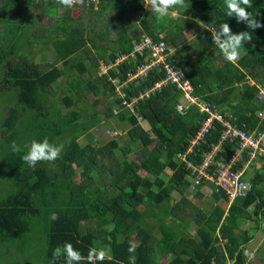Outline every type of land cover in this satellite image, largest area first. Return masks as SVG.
I'll return each instance as SVG.
<instances>
[{"label":"trees","instance_id":"16d2710c","mask_svg":"<svg viewBox=\"0 0 264 264\" xmlns=\"http://www.w3.org/2000/svg\"><path fill=\"white\" fill-rule=\"evenodd\" d=\"M45 4L55 13L62 8V14L51 17L52 23L38 25L33 15L40 9L37 3H0V31L8 39V46L0 40V95L7 93L6 100H12L5 112V101L0 107V126L2 141L17 143L8 152L0 150L6 160L5 164L0 160V242H17V254L27 251L34 264H142L143 258L149 264L153 243L161 249L171 243L166 237L156 240L148 224L155 212L170 214L167 205L173 194L192 186L195 173L189 162L202 160L224 126L215 120L205 140L190 147L209 112L183 102L173 85H163L130 107L132 97L162 79L165 70L150 69L128 79L149 55L129 53L145 33L166 41L174 49L167 59L183 69L198 100L237 127L261 132L263 146L264 99L257 96L260 87L264 91V0H79L73 7L68 0H46ZM28 22L34 23L36 33L26 40L23 28ZM27 42L42 47L40 51L51 45L60 65L52 63L45 69L33 62ZM23 46L27 55H17ZM121 54L128 57L103 72ZM15 55L18 58L12 61ZM59 80L62 86L55 89ZM120 82L123 95L116 88ZM90 93L95 99L88 102ZM100 96L106 99L102 111L95 107ZM61 105L71 109L62 114ZM111 115L116 123L101 130H119L122 143L118 136L101 143L91 130L100 129L107 122L105 116ZM117 123L120 129H115ZM67 134L71 138L61 150L57 139ZM82 135L86 140L78 141ZM237 146V139L224 142L198 188L226 197L215 191L207 174H214L217 162L228 163ZM260 158L264 157L250 160L245 178L247 168ZM247 160L231 167L239 168ZM139 169L147 175L139 174ZM260 178L264 170L255 173L252 189L241 202L235 200L241 210L226 217L227 223L219 227L222 235L230 219L240 218L252 204L264 206V189L256 186ZM199 224L205 238L215 231L219 217L206 222L211 231ZM36 232H43L42 239L25 246L30 233ZM142 232L147 236L139 235ZM133 233L140 239L137 245L127 238ZM105 235L111 242L106 243L111 260L99 250ZM172 243L175 247L177 241ZM242 252L236 254L235 264H243ZM186 253V264H211L218 248L209 239Z\"/></svg>","mask_w":264,"mask_h":264},{"label":"crops","instance_id":"0c3cea01","mask_svg":"<svg viewBox=\"0 0 264 264\" xmlns=\"http://www.w3.org/2000/svg\"><path fill=\"white\" fill-rule=\"evenodd\" d=\"M261 156L264 157V155ZM263 163L264 158L256 160L254 164L246 170L245 176L247 179L251 180L255 177L256 172L260 173L263 171L264 169L261 167ZM256 180H258V182ZM256 180V186L264 189V178ZM198 186L199 185H190L184 189L183 194H173L167 205L170 211V214L168 212L166 213L167 216L164 217L161 215V217L159 214H156V212L154 213V217H152L151 222L148 224L152 235L156 240L160 237H166L169 243H171V246L166 247V249H161L159 243H153L152 256L148 263L186 264V252L194 249L196 243H201L204 240L210 239L214 247L218 248V253L223 250L222 253L224 254L223 259L220 253H217V259H215L216 256L214 255L211 264H235L236 254L240 249L243 251L241 254L243 257V264H264V206L259 207L256 206V204H252L245 210V213L242 214L240 218L237 219V216L234 221L230 219L222 235L221 233L223 230L221 232L219 231L220 225L222 223H227V216L232 218L233 213L241 210L237 204H234L236 201L241 202V199L229 202L224 196L217 195L204 188H198ZM233 205L235 206L233 207ZM163 207L160 208L162 211H164ZM230 209L231 213L229 212ZM218 217L219 224L215 231L203 238L200 233L201 226L199 223H202L203 226L205 225L207 227L208 231H211L206 225V222H212L213 219ZM111 228L112 225L108 229L111 230ZM136 234L137 233H133L135 237H127L128 240L135 243V245L140 241ZM139 235L147 236V232H142ZM246 236H249L247 241L244 240ZM105 237L104 243L100 245L99 250L105 255L106 259L111 260V252L106 246V243L110 244L111 242L108 236L105 235ZM174 239L177 241V244L175 247H172V241ZM237 244L238 246L236 248ZM230 253L232 255H229ZM145 263L147 264V260L143 258L142 264Z\"/></svg>","mask_w":264,"mask_h":264},{"label":"built area","instance_id":"2783aa9c","mask_svg":"<svg viewBox=\"0 0 264 264\" xmlns=\"http://www.w3.org/2000/svg\"><path fill=\"white\" fill-rule=\"evenodd\" d=\"M96 1V0H94ZM73 0L71 1V3ZM162 35H160V38ZM145 52H148L149 55L146 57V60L136 66L135 72H130L127 76L128 79H133L138 76L146 75L150 69L160 71V69L165 70V76L157 80L152 87L148 90L142 92L140 91L137 95L132 97V100L128 105L132 107V104L137 102L139 99L147 97L150 93H153L156 89H159L163 85H173L178 89L184 90V95L187 98H190L193 102L192 104L198 106L201 111L209 112L208 116L203 120L200 127L197 129L194 136L190 140V147L193 149L197 148L201 142L206 138V134L214 127L215 120L218 121L222 126L220 130V138L217 143L211 144L210 148L205 150L202 153V160L197 163L189 162L190 166L195 173V177L192 179L194 184H198L201 179L200 177L206 175V171L210 169L212 165L215 164V159L220 156L222 152V146L226 141L238 140V146L235 149L234 154L228 161V163L223 164L217 162L218 167L214 169V174L208 173L207 179L214 182V189L218 193H222L226 198H233L230 196L237 195L239 198H243L248 191L252 189V183L247 178H242L244 170L247 164L255 158L257 155H264V148L261 145L263 134L257 130L246 131L244 128L237 127L235 124H232L226 120L221 114L211 111L207 104H204L200 100H196L191 96V84L189 79L186 77L183 69L179 68L174 60H168L167 57L171 56L170 54L174 52V49L171 48L166 41L160 39L155 41L152 36L145 33L143 34L141 40L138 43H135L132 51L129 53L130 56H134L135 53L143 55ZM128 57L126 54H121L119 58L115 61H110L104 68L103 72L106 71L109 67L115 66L123 59ZM123 83L117 84L118 93L120 92V87ZM123 95V94H122ZM259 100L264 99V92H259ZM257 96V97H258ZM180 112L183 111L181 104L178 105ZM210 110V111H209ZM257 114L262 115L263 112L259 111ZM111 133L113 136L119 135V130H108V134ZM188 151H193L192 148H189ZM184 156V155H183ZM248 159L246 163L242 164L239 169H233L231 166L237 162H240L241 159ZM222 191V192H221Z\"/></svg>","mask_w":264,"mask_h":264},{"label":"rangeland","instance_id":"374dc122","mask_svg":"<svg viewBox=\"0 0 264 264\" xmlns=\"http://www.w3.org/2000/svg\"><path fill=\"white\" fill-rule=\"evenodd\" d=\"M17 1H19V3H21L24 0H17ZM2 2H4V0H0V3H2ZM31 2L35 3V4L37 3L36 6L38 8H40V9H38L39 11H35V13L33 14L38 25H39V22L41 24L52 23L53 19L51 17L55 18L56 17V13H58V12H59L58 15L62 14V8H57L58 10L55 13L54 11H51L52 10L51 8L46 7V4H45L46 0H43V2H44L43 7H40V0H31ZM73 6L74 5H71V7H73ZM51 12H52V14H51ZM53 13H55V14H53ZM13 19L15 20V18H13ZM2 28H4L3 25H2ZM23 31H24L23 33H24V35L26 37V40H28V38L30 39L29 34L31 35L32 33H36V29L34 28V23L33 22H28L24 26ZM161 35L163 36V34H161ZM0 40L3 41L4 46H8V44H7L8 43V39H6L4 31L2 32V30L0 31ZM185 43H188V42H185ZM24 44H25V42H24ZM35 46H36L35 44L30 45V43L27 42V48L30 49L29 52L32 51V53H30V55L32 57V61L33 62L41 64L42 66L45 67V69L49 68V66L52 63H57L58 65H60L59 64L60 60L55 59V57L53 56L54 52H53V49H52L51 45H49V44L45 45L44 49L41 50V51H40V49L42 47L35 48ZM27 53L28 52L26 51L25 46H23L22 49H20V50H18L16 52L17 55H25V56L27 55ZM17 55L13 56L11 58V60L12 61H16L17 58H18ZM97 70H98V68H97ZM82 77L84 79H88L89 75L88 74H82ZM252 83H254V81ZM59 86H62V82L60 80H59V82L56 83L54 88L58 89ZM66 86H68V83L66 84ZM259 91H263V88L260 87ZM258 98H259V96L257 97V99ZM6 99H7V93H3L2 95H0V107L1 108H2L3 103L5 104V102H6V104L4 106V109H3L4 112L6 111V108L11 104V101H12V100H6ZM87 99L89 100L88 102H90L91 99L92 100L95 99V96L90 93V94L87 95ZM81 102H87V100H82ZM59 103L61 104V102H59ZM79 104H82V103H79ZM105 106H106V99H105L104 96H100L99 101L96 103L95 107L102 111V109H104ZM60 107L62 109V114L66 113L69 109H71V107H67L65 105H61ZM85 109H87V110L89 109V106L87 104H85ZM1 116H2V113L0 111V117ZM263 116H264V114H263ZM105 118H106L107 122H103L100 125V129L99 128L98 129H96V128H92L91 129L93 131V133L96 136H98V138L101 139V143L105 142L107 140L109 141V140H111L113 138V135L111 133L108 134V132L105 131L106 129L105 130H101V129H103V126L104 125L110 126V125L116 123V118L114 116H112V115L109 116V117L105 116ZM108 120H110V121H108ZM119 126H120V124L117 123V126L115 127V129H120ZM143 126L147 129V126H146L145 123L143 124ZM2 130H4V129H2ZM246 130L247 131H252V130H255V129H252V130L246 129ZM2 134L3 133L1 131V126H0V150L3 149V151L8 152V150L10 148H13L15 145H17V143L15 141L12 142V143H9V142H6V141L5 142L2 141L3 140V135ZM83 136L84 135L80 136L78 138V141L86 140V138L83 137ZM116 136H118L117 138L120 140L119 143H122L120 135H116ZM70 138H71V136L69 134H67L65 138L61 137V138L57 139V141L60 143V144H58V148L61 149V150L63 148H65L66 147L65 144L70 140ZM23 142H27L26 139H24ZM91 143H94V142H91ZM3 156H5L4 153H0V160L2 161V163L4 162V164H5L6 160H5V158H3ZM75 169L80 171V168H78V167H75ZM138 173L143 175V176H145V174L147 175V172L145 170H143V169H139ZM78 175L79 174L77 172L76 178H78ZM242 178H244V176H242ZM2 182L3 181L0 179V184ZM143 190H144V188H143ZM103 194L104 193H101V195H103ZM230 197H233V198H228L229 202L241 199L236 194L233 195V196H230ZM89 210L93 211V210H95V208H89ZM95 226H96V223L95 224L93 223L91 227L94 228ZM42 233L43 232L30 233V237H29L30 239H29V241L27 242V244L25 246H30V245L34 246L36 243H38V241H40L42 239V237H43ZM33 241H35V242H33ZM18 245L19 244L17 242H14L13 240L12 241L0 242V264H34L33 260L30 259L31 256L29 255V253L27 251H23V252L19 253V255L17 254V252H19V248L17 247ZM36 256L38 257V255H34L33 258H35Z\"/></svg>","mask_w":264,"mask_h":264},{"label":"clouds","instance_id":"9594fccd","mask_svg":"<svg viewBox=\"0 0 264 264\" xmlns=\"http://www.w3.org/2000/svg\"><path fill=\"white\" fill-rule=\"evenodd\" d=\"M71 1L72 0H68V2H69V4L70 5H74V4H76L79 0H73V2L71 3ZM190 84H191V82H190ZM178 89V88H177ZM179 90V92H180V98H181V100L183 101V102H186V103H189V104H192L193 102L191 101V99L190 98H187L185 95H184V90L183 89H178ZM190 94H191V96L192 97H194L196 100H198V97L193 93V85L191 84V91H190ZM258 113V112H257ZM202 124V123H201ZM200 127V126H199ZM239 128V127H238ZM246 130V129H245ZM247 131V130H246ZM194 136V135H193ZM234 141V140H233ZM237 142H238V140H237ZM238 163V162H237ZM240 167H241V165H240ZM239 167V168H240ZM239 168H236V169H239ZM197 185V184H196ZM195 184H194V182H193V180H192V186H196ZM226 198V197H225Z\"/></svg>","mask_w":264,"mask_h":264}]
</instances>
